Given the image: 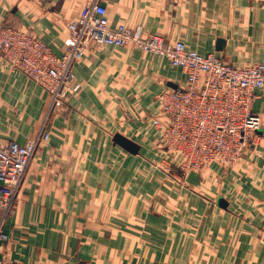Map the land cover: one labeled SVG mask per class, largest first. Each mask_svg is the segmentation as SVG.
<instances>
[{
	"label": "crops",
	"instance_id": "obj_1",
	"mask_svg": "<svg viewBox=\"0 0 264 264\" xmlns=\"http://www.w3.org/2000/svg\"><path fill=\"white\" fill-rule=\"evenodd\" d=\"M93 1L0 0V24L62 55L69 22ZM106 9L112 26L142 27L239 68L264 63V0H110ZM74 72L81 91L51 118L50 139L27 168L0 264H264V89L254 152L233 170L213 164L181 183L158 164L150 120L160 115L158 94L186 84L182 72L113 46L95 47ZM50 105L44 88L0 56V142L34 139Z\"/></svg>",
	"mask_w": 264,
	"mask_h": 264
},
{
	"label": "built area",
	"instance_id": "obj_2",
	"mask_svg": "<svg viewBox=\"0 0 264 264\" xmlns=\"http://www.w3.org/2000/svg\"><path fill=\"white\" fill-rule=\"evenodd\" d=\"M109 1L94 0L69 22L62 55L31 31L0 24L1 58L51 98L49 113L34 139L24 145L0 142V251L9 241L4 228L27 168L39 146L50 139L51 118L63 111L68 97L81 91L74 67L95 47H135L167 59L186 77L185 85L157 96L160 115L150 120L158 136V164L169 176L178 179L172 173H182L187 180L213 164L232 170L259 142L262 119L254 103L257 91L264 89V63L239 68L216 54L188 50L183 41L167 43L161 36L145 35L142 27L112 26L106 9Z\"/></svg>",
	"mask_w": 264,
	"mask_h": 264
},
{
	"label": "water",
	"instance_id": "obj_3",
	"mask_svg": "<svg viewBox=\"0 0 264 264\" xmlns=\"http://www.w3.org/2000/svg\"><path fill=\"white\" fill-rule=\"evenodd\" d=\"M219 43H220V46H221V42H219ZM169 87L172 88V89H178L179 88L178 85L173 84V83H170ZM114 140H115V142L117 144H119L121 147H123L124 149L128 150L132 154H138V152L140 150V147L135 142L127 139L126 137H124V136H122L120 134H117L115 136ZM219 205H221L223 207H226L227 203L223 199H220Z\"/></svg>",
	"mask_w": 264,
	"mask_h": 264
},
{
	"label": "rangeland",
	"instance_id": "obj_4",
	"mask_svg": "<svg viewBox=\"0 0 264 264\" xmlns=\"http://www.w3.org/2000/svg\"><path fill=\"white\" fill-rule=\"evenodd\" d=\"M159 95V94H158ZM156 138H158V136H156ZM237 167V166H236ZM235 167V168H236ZM235 168H233V169H235ZM232 169V170H233ZM198 173H200V172H197V173H192V174H190L189 176H188V178L191 176V175H193V174H198ZM172 174H175L177 177H178V180L181 182V183H184V181H185V183L187 182V180H188V178H187V180H185V179H183L182 178V173H172Z\"/></svg>",
	"mask_w": 264,
	"mask_h": 264
}]
</instances>
